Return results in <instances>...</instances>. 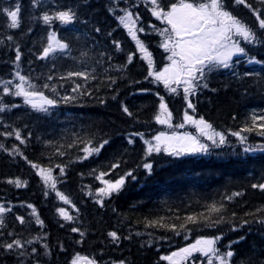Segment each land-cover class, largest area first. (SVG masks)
I'll list each match as a JSON object with an SVG mask.
<instances>
[{
  "label": "snow or ice",
  "instance_id": "obj_1",
  "mask_svg": "<svg viewBox=\"0 0 264 264\" xmlns=\"http://www.w3.org/2000/svg\"><path fill=\"white\" fill-rule=\"evenodd\" d=\"M144 11L150 14L151 18L159 22L153 23L151 19L145 20ZM242 6L250 13L252 22L244 19L235 13V8ZM22 4L20 0L12 3L9 0L8 6L0 7V15L6 21L3 25L5 33L8 30L19 29L22 18ZM91 8L88 0H78L76 3L61 4L49 7L47 0H30V11L38 12V15H30V21L39 20L46 26V36L40 38V44L36 52L28 49L29 54L36 61H50L51 68L48 72L33 74L31 67L28 71L22 68V57L24 51L17 37L11 34L0 36V45L6 49H12L13 56L6 61L10 65V71L6 74L8 78L0 77V114L11 113L13 109H21L26 106L31 113L50 115L52 110L61 103L68 104L76 102L79 96L89 95L91 90L83 88L73 78H80L86 84L90 80H96L97 67L108 62V68L104 69L105 75L100 77L108 88L113 89L112 100H117L119 88L114 87L119 80L125 79L129 66L135 61L136 55L146 67L142 79L153 85H162L166 93L173 96L181 95L185 104L182 115V122L173 125V112L165 100V96L159 91L154 95L158 98V106L153 115L154 121L159 125L167 126L169 129H183L185 125L192 126L194 131H157L155 135L145 138L142 132H130L126 134L129 145L134 143V138L139 137L143 141V155L141 163L137 168H143L148 177H151L157 165L154 163L153 154L161 152L172 157H181L186 154L209 153L214 148L226 145L227 133L217 130L203 115L196 114V105L192 97L205 89L216 93L218 88L210 87L211 76L219 74L221 70L230 74L229 81L222 82V87L228 89L235 82L242 86L244 81L250 80L257 87L264 88V0L253 4L249 0H105L102 9H92L87 18H82L81 8ZM101 11L104 18L100 17ZM111 18L116 27L106 26V20ZM79 24L82 31H75L74 35L62 34L67 31L62 26ZM55 26V27H54ZM122 28L131 41L134 42V49L126 53L122 63L112 64L113 55L107 48H103V41L98 37L103 36L109 40L111 48L115 52H124L122 43L114 38V32ZM32 32V27H28ZM155 33L159 37L158 48L162 49V62L157 65L154 60L150 45L141 39L140 34L148 36ZM23 35V34H22ZM77 51L78 56L73 52ZM68 57L77 62L82 70L67 71L63 75L56 74V61L59 58ZM259 57V58H258ZM91 61L92 66H89ZM241 61L248 65H259V70H245L241 72L239 65ZM33 63L28 60L29 66ZM46 66V65H45ZM114 71L116 75L108 74ZM56 81L55 83L53 81ZM72 80L71 93L60 95L59 88L63 87L60 81ZM140 80L130 79L129 83L139 85ZM99 91V87L96 89ZM140 91L148 92L150 89L141 88ZM10 98H19L20 103H12ZM98 102L104 104V99L99 98ZM122 114L134 122L138 121V114L130 109L123 101H119ZM25 111L15 118L12 123L6 122L3 115H0V137L5 139L14 137L18 143L8 147L0 143V151L8 153L11 157H20L35 170L43 186V195L49 196L50 192L63 202L64 206L56 207L58 217L56 223L61 230H67L69 238L71 234H78V239H72L75 245H81L89 235L88 229L84 226L80 208L73 200L60 191L57 187L60 180L53 173V167L59 169V176L65 174L66 164H51L45 166L37 161L28 159L21 146H27L32 136L27 124L16 126V121H22L30 113ZM188 110H191L189 113ZM250 123L246 122L237 131H231V136L237 138L244 146V152L256 150L264 151V144L250 145L247 143V136L243 133L257 132L264 136V113L257 115L253 112L250 116ZM27 131V136L23 134ZM40 141V136L36 137ZM111 137L107 134L97 138L96 134L86 135L84 138L73 134L71 143L55 145V142L45 140L43 144L55 148L54 155L64 156L63 149L78 148L77 160H86L93 154H99L105 146L109 145ZM82 146V147H81ZM171 163V162H169ZM120 160L111 163L108 172L119 169ZM134 170L129 169L123 174L115 175V178H106L108 173L100 171L95 174V179L100 182L94 192L89 188L85 195L90 197L100 208L106 206V198L119 193L126 184V178L136 180ZM5 182L14 185L16 188L26 187L28 180L19 176L7 177ZM252 189H259L264 192V173L261 174L257 183L250 185ZM245 192L236 191L230 195L222 196L220 201L213 200L205 206L202 212H193L184 216L176 215L173 218L158 216L155 218H144V226L152 229H163L165 234L156 237L154 233H148L149 239L139 242V248L154 247L155 242L167 241L170 239L168 233L181 235L199 230L202 228L216 229L218 234L197 235L196 239L183 247H177L174 251L160 255L159 261H166L167 264H264V243L259 246V252L253 246L251 254L236 259L238 253L234 245L244 241L248 233L239 236L235 241H229L227 245H221L225 233L221 231L222 226H227L229 231H236L237 228L248 227L251 232L253 224L258 226L261 239L264 240V205L255 211L246 212L242 217H237L235 211L228 213L225 201H232L235 197H242ZM70 206V208L68 207ZM21 207H26L27 215L16 214L14 206L10 201L0 202V259L3 264L11 259L12 264H54L53 255L59 260L60 255L65 254L64 264H136L134 259L123 255L110 256L104 260V247L99 253L92 255L82 254L80 251H73L68 254V248L63 239H57L54 243L50 232L46 229L45 221L41 219L36 206L32 203L21 202ZM115 211V209H113ZM13 216L10 223L7 215ZM17 222L20 231H17ZM121 220L119 223H123ZM139 222V221H138ZM39 226L33 232L32 225ZM29 229L28 236L22 232L25 227ZM131 227V226H129ZM135 236H141L136 232ZM187 238V237H185ZM108 246L113 249L122 241L131 242L133 235L129 232L124 235L115 225L105 235ZM103 245V241L100 242Z\"/></svg>",
  "mask_w": 264,
  "mask_h": 264
},
{
  "label": "trees",
  "instance_id": "obj_2",
  "mask_svg": "<svg viewBox=\"0 0 264 264\" xmlns=\"http://www.w3.org/2000/svg\"><path fill=\"white\" fill-rule=\"evenodd\" d=\"M11 2L15 3V0H11ZM47 2L49 7H53L56 3L74 4L78 0H47ZM104 2L105 0H88L91 8H81L82 18H87V14L92 9L101 10ZM249 2L255 5L259 3V0H249ZM8 3L9 0H0V7L8 6ZM20 3L23 6L20 28L8 30L5 33L3 25L6 21L0 15V36L11 34L17 37V42L21 44L24 51L22 68L25 72L31 67L33 74H39L42 71L47 73L52 66L51 62L36 61L28 52V49H31L32 52L37 51L40 38L46 36V26L39 20L30 21L28 19L30 15L39 14L30 11V0H20ZM140 7L145 20L151 19L153 23L159 25L158 21H155L154 18L150 17V14L144 11L142 4ZM234 11L237 15L252 22L253 18L247 9L240 6ZM95 18H104L102 11L100 17ZM108 25L113 28L116 27L111 18L106 20V26ZM28 27H32V32L27 31ZM62 27L67 29L66 32L62 33L66 35H74L75 31L83 30L79 24ZM140 37L150 45L154 60L158 66L161 65L163 50L157 46L159 37L155 33L148 36L140 34ZM98 38L103 41L102 47L107 48L109 53L113 55L112 64L122 63L126 53L134 49V42L122 28L114 32V38L121 41L124 52H115L111 48L109 40H104L103 36ZM73 55L78 56L79 53L74 51ZM12 56V49H6L5 46L0 45V77L8 78L6 74L10 71V65L6 61ZM29 59L33 60L31 66L28 64ZM88 63L91 67V61ZM145 67L137 54L135 61L129 66L128 72L125 74L126 78L119 80L114 86L120 90L117 93V100L111 99L113 89L108 88L100 78L105 75L104 69L108 68V62L105 61L102 66L97 67L98 78L96 80H90L85 84L82 79L73 78L77 83H81L83 88L91 90L89 95L79 96L76 102L61 103L47 116L31 113V110H27L26 106H22L19 110L13 109L11 113L0 114L4 116L6 122L12 123L17 116L22 115L27 110L30 114L26 115L22 121H16V126L27 124L28 129L32 132L27 146H21L24 154L28 159L45 166L50 163V155L52 165H67L62 177L59 176V169L55 167H53V173L60 180L57 185L58 189L68 195L81 210L84 226L89 231V235L81 245H75L71 242L72 239L79 238L78 234H71V238H69L67 230H61L56 223L58 217L55 209L64 206L63 202L59 201L54 193L50 192L47 197L43 195L42 182L35 175V170L31 169L26 161L0 151V202L10 201L14 206V212L23 215H27L29 210L26 207H21V202L34 204L41 219L45 221V230L50 232L52 242L54 243L57 239L64 240L65 246L68 248L67 255L73 251H80L87 255L98 254L99 249L103 246L105 250L103 259L105 261L110 256H119L123 251V255L134 259L136 264H167L166 261H159L160 255L193 242L197 235L218 233L213 228H202L181 235L168 233L169 240L158 243L154 241V247L146 246L145 249H140L139 242L149 239L148 233H154L156 237L165 234L163 229L146 228L143 223L145 217L173 218L176 215L184 216L193 212H202L205 210V206L213 200L220 201L222 196L242 190L245 192L242 197L225 201L229 214L235 211L239 218L244 213L255 211L257 207L264 205V192L250 187L252 183H257L261 174L264 173V151L244 152V146L228 132L229 129L237 131L246 122L250 123L249 118L253 112L257 115L264 113V88L257 87L252 81L247 80L242 83V86L233 82L230 88L224 89L221 86L222 82L229 81L231 79L230 74L221 70L219 74L212 75L210 87L218 88V92L213 93L205 89L192 97V100L196 105V114L203 115L218 131H226L229 142L205 154L172 157L163 152L154 153L153 159L157 167L154 174L148 177L142 167L137 168L143 155V141L139 137H135L134 143L129 145L125 138L126 134L142 132L145 134V138H149L155 135L157 131L174 130L157 124L152 118L158 106V98L154 95L155 92L159 91L161 95L165 96L169 109L173 112V125L182 122L185 104L182 94L173 96L166 93L162 85L157 86L149 81H144L142 76L146 74L144 72ZM253 69L258 71L259 65H248L243 61L239 65L241 72ZM75 70H82V68L68 57L59 58L56 61L57 75ZM108 74L116 75L114 71H110ZM130 79L141 82L139 85H134L129 83ZM60 84L63 85L59 88L60 95H75L71 93V88L74 86L72 80H63L60 81ZM97 87H99V91L96 90ZM141 88H148L150 91H140ZM99 98L104 99V104L98 102ZM10 100L12 103H20L19 98H10ZM120 100H123L131 110L137 112L139 122H134L122 114L119 107ZM188 111L192 114L191 110ZM2 130L3 128L0 126V131ZM93 133L96 134L97 138L106 133L108 137H111V142L99 154H93L86 160L76 159L79 154L77 147L65 148L63 149L65 155L58 156L54 155V147L43 144V141L48 140L59 146L71 143L73 134L84 138ZM23 134L27 136V131H24ZM243 135L247 136V143L254 147L264 144V136H260L257 132L243 133ZM37 136H40V141H37ZM0 143H5L11 147L13 143H18V141H15L14 137L7 139L0 137ZM117 158L120 160L119 169L108 172L110 164L115 163ZM93 169L96 170V174L100 171L107 172L106 178H115V175L123 174L132 169L137 179L126 178L125 187L119 193L106 198V206L100 208L90 197L85 195L89 188L94 192L95 188L100 186V182L95 179V174H90ZM16 176L28 180L27 186L16 188L14 185L5 182V178ZM68 207L70 208V206ZM6 218L10 223L13 221L11 214L7 215ZM121 220L124 221L122 224L119 223ZM114 225L124 235L131 232L133 240L131 242L122 241L114 249L109 247L105 235ZM31 227L33 232L39 228L35 224ZM220 230L225 233L221 245H227L229 241H235L239 236L248 233L244 241L234 245V250L238 253L237 260L241 256L251 254L253 246L259 252V246L264 243L258 226L255 224L251 226V232H248L247 226L243 229L237 228L236 231H229L227 226H222ZM17 231H20L18 222ZM136 232H140L141 236H135ZM22 234L28 236L29 229L27 226ZM101 241L104 242L103 245L100 243ZM65 260V254L60 255L59 260L56 259L55 254L53 255L54 264H64ZM0 264H3L2 259H0ZM7 264H12L11 259L7 261Z\"/></svg>",
  "mask_w": 264,
  "mask_h": 264
},
{
  "label": "rangeland",
  "instance_id": "obj_3",
  "mask_svg": "<svg viewBox=\"0 0 264 264\" xmlns=\"http://www.w3.org/2000/svg\"><path fill=\"white\" fill-rule=\"evenodd\" d=\"M176 131H194V128L192 126L189 125H185V127L183 129H174Z\"/></svg>",
  "mask_w": 264,
  "mask_h": 264
}]
</instances>
